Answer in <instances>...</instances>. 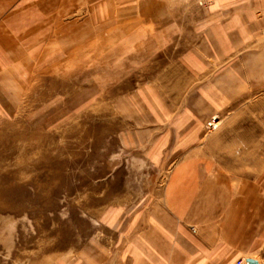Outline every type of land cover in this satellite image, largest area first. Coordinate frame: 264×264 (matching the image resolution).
<instances>
[{"label":"rangeland","instance_id":"obj_1","mask_svg":"<svg viewBox=\"0 0 264 264\" xmlns=\"http://www.w3.org/2000/svg\"><path fill=\"white\" fill-rule=\"evenodd\" d=\"M119 1L0 0L3 19L25 10L21 23L42 29L27 31L28 43H54L57 18L74 25L76 50L92 43L86 62L80 50L41 79L30 71L26 85L11 78L0 86V264H85L102 213L140 198L161 206L165 189L196 206L180 227L214 241V264H228L231 250L232 262L264 264V87L250 79L244 90L226 62L211 76L213 64L186 55L199 39L194 27L180 34V7L193 19L205 0ZM100 8L112 12L105 38L114 39L113 19L125 24L134 14L138 40L117 31L119 47L108 41L98 55ZM255 20L252 48L264 41V8Z\"/></svg>","mask_w":264,"mask_h":264},{"label":"crops","instance_id":"obj_2","mask_svg":"<svg viewBox=\"0 0 264 264\" xmlns=\"http://www.w3.org/2000/svg\"><path fill=\"white\" fill-rule=\"evenodd\" d=\"M193 1L196 2V0ZM122 2L123 0H120L118 3L122 4ZM204 2H207L208 5L195 6L194 10H191L194 12V18L189 20L186 16L190 11L188 12L187 8L183 11V8L180 7L181 16L178 21L180 34L192 32V27H194V32L199 39L197 44L189 46L190 48L194 47V50H186V55L198 52L206 62L213 64V67H210L211 76H213V72H216L214 71L216 64L226 62V71L231 77L243 78L242 87L244 90L247 87L246 81L250 79L254 81V89L263 88L264 41H260L257 45L258 48H252V44L256 30L255 14L264 8V0H205ZM131 5V13H139L138 1L136 10H134L133 3ZM118 9L121 13L122 8ZM99 12L98 55L102 53L101 48L108 46V41H113L114 45L119 47L117 42L120 39H118L117 31H130V40L132 42L138 40L134 37V32L139 29V20L133 16L134 14H131L126 25L113 19L114 27L108 29H113L111 32H114V39L109 38L111 39L109 40L105 38V32L108 31L106 19L112 12L102 8ZM144 12L148 13V9ZM16 16L8 15L5 19L0 16V86L8 85V80L11 78L22 80L26 85L30 71H33L41 79L44 74L60 69V64H71L80 55V50L85 62L89 60L86 55L87 52H91L92 43L89 40L82 41V48L78 46L77 50L74 48L75 44L74 47L72 45L75 39L74 25L67 26L65 24L69 22L64 24L62 21V23L59 22L58 18L54 19L55 23L51 26L53 31L48 38L53 36L55 42H49L44 47L42 41L33 40L28 43L27 38L32 35L27 36V31H34V36L42 29L28 30L26 23H21L22 17L25 20V10L22 11V14L19 12L18 19L15 20ZM104 19L105 23H102ZM170 19L171 17L165 20L163 18V24L170 23ZM88 35H90V31H88ZM28 46H34V48L28 49ZM53 48L59 49H56L57 56L55 54V58L46 59L47 54ZM239 48H243L242 57L237 55ZM63 56L65 57L61 58ZM105 57L107 58L106 51L104 59ZM28 60L34 61L35 64L30 67ZM48 62L52 63L53 67L43 66ZM191 63L193 62L191 61ZM195 63L194 61L193 64ZM89 71L87 70V72ZM102 71L104 70L100 68V72ZM236 71L239 72L237 76L235 75ZM69 72L73 74L74 70ZM71 74H67V76H71ZM250 92L246 91V93ZM25 94L24 89V96ZM0 101H5V96L1 91ZM5 109V105H0V110L4 111ZM176 186L180 187L179 184ZM180 190L186 192L188 189L180 188ZM189 190L195 192L197 187H191ZM164 193L160 202L161 206L156 205L154 199L140 198L125 205L126 208L117 207L102 213L98 219L100 229L97 236L93 237L85 247L83 262L85 264H214L215 257L219 253V247L214 244V241L204 240L201 234L193 236L180 227V224L186 223L187 208L196 209V206L187 203V200L184 199L185 193L182 194V199H172L169 189H165ZM176 202L178 204H175ZM172 207H178L177 212L172 210ZM176 224L179 226L177 227ZM199 233H202L201 230ZM228 254L230 255L228 264H233L234 251L231 250Z\"/></svg>","mask_w":264,"mask_h":264},{"label":"built area","instance_id":"obj_3","mask_svg":"<svg viewBox=\"0 0 264 264\" xmlns=\"http://www.w3.org/2000/svg\"><path fill=\"white\" fill-rule=\"evenodd\" d=\"M233 264H247V263H246V259L240 258V259L235 260Z\"/></svg>","mask_w":264,"mask_h":264},{"label":"water","instance_id":"obj_4","mask_svg":"<svg viewBox=\"0 0 264 264\" xmlns=\"http://www.w3.org/2000/svg\"><path fill=\"white\" fill-rule=\"evenodd\" d=\"M246 263H247V264H258V262L255 261V260H253V259H247V260H246Z\"/></svg>","mask_w":264,"mask_h":264},{"label":"bare ground","instance_id":"obj_5","mask_svg":"<svg viewBox=\"0 0 264 264\" xmlns=\"http://www.w3.org/2000/svg\"><path fill=\"white\" fill-rule=\"evenodd\" d=\"M213 126H215V125H213ZM217 128V127H216Z\"/></svg>","mask_w":264,"mask_h":264}]
</instances>
